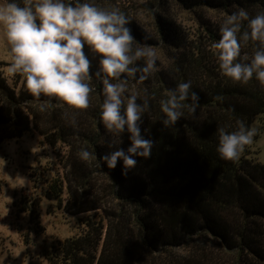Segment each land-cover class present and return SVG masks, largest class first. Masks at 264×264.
<instances>
[{
	"label": "trees",
	"instance_id": "1",
	"mask_svg": "<svg viewBox=\"0 0 264 264\" xmlns=\"http://www.w3.org/2000/svg\"><path fill=\"white\" fill-rule=\"evenodd\" d=\"M171 1L190 11L264 12V0ZM158 19L163 39L176 51L168 67L144 81L149 108L140 128L153 148L147 159L136 157L126 175L122 161L109 169L100 160L116 147L126 149L130 134L109 132L100 120L102 84L94 75L99 57L87 47L93 91L86 109L55 97L37 99L26 90L23 75L15 73L11 85L0 74V145L29 131L38 134L61 167L43 196L79 216L77 234L41 248L49 264H264V163L247 146L235 161L216 152L218 128L231 132L238 120L250 126L256 115H264V86L255 78L245 84L220 75L211 50L219 39L214 24L199 17L201 30L189 39L171 20ZM127 26L142 39L134 24ZM254 47L249 41L241 54L251 56ZM189 80L199 106L194 114L184 109V117L165 127L159 101ZM45 102L49 107L39 111ZM81 147L96 159L82 161ZM28 209L26 203L19 207ZM29 212L31 219L39 218Z\"/></svg>",
	"mask_w": 264,
	"mask_h": 264
},
{
	"label": "clouds",
	"instance_id": "2",
	"mask_svg": "<svg viewBox=\"0 0 264 264\" xmlns=\"http://www.w3.org/2000/svg\"><path fill=\"white\" fill-rule=\"evenodd\" d=\"M129 22L118 7H102L96 0H0V40L11 57L8 71L23 75L26 90L33 97H55L73 109L88 108L93 73L85 47L99 57L94 75L102 84L100 120L109 132L130 134L126 149L116 147L100 160L109 169L122 161L125 175L136 166V157L147 159L153 148V141L146 139L140 128L149 96L145 90L138 103L137 93L127 94L128 84L130 80H147L158 60L152 46L138 43ZM249 41L255 43L252 55H242L241 49ZM211 50L220 75L245 84L255 78L264 86V12L250 15L241 8L225 15ZM191 83H178L159 101L165 127L184 117V109L195 113L199 97L191 90ZM48 107L47 102L41 103L39 111ZM68 119L75 126V116ZM216 131L218 156L235 161L253 143L259 129L238 120L234 131L224 127ZM108 147L112 149L113 144ZM78 157L85 162L96 159L83 147Z\"/></svg>",
	"mask_w": 264,
	"mask_h": 264
},
{
	"label": "rangeland",
	"instance_id": "3",
	"mask_svg": "<svg viewBox=\"0 0 264 264\" xmlns=\"http://www.w3.org/2000/svg\"><path fill=\"white\" fill-rule=\"evenodd\" d=\"M96 3L106 8L118 7L129 18L128 25L134 24L140 31L141 40L133 35L138 43L148 44L156 50L157 66L150 75L168 67L176 51L163 39L158 18L171 20L192 39L201 30L199 17L219 28L226 15L206 8L185 10L171 0H96ZM139 62L143 64V61ZM10 63L8 47L0 40V74L12 85L14 73L8 71ZM128 88L127 94L135 92L141 99L147 84L130 80ZM250 126L259 131L247 149L264 163V115H256ZM0 158L4 160H0V264H49L40 256L41 248H49L79 232V216L65 213L57 208L55 201L43 196L47 181L61 173L54 151L41 142L38 134L29 131L18 139L4 141L0 145ZM5 196L10 198V203ZM24 203L28 205V211H19ZM5 207L8 212L4 211ZM30 209L38 214L37 220L31 219Z\"/></svg>",
	"mask_w": 264,
	"mask_h": 264
}]
</instances>
